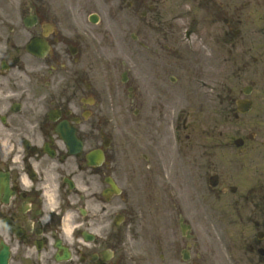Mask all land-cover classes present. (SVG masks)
I'll list each match as a JSON object with an SVG mask.
<instances>
[{
  "label": "flooded vegetation",
  "instance_id": "obj_1",
  "mask_svg": "<svg viewBox=\"0 0 264 264\" xmlns=\"http://www.w3.org/2000/svg\"><path fill=\"white\" fill-rule=\"evenodd\" d=\"M101 1L0 0V264H264V0H185L182 148L155 113L162 75L139 90L107 53L175 50V25L156 0H119L134 12L108 29L80 18Z\"/></svg>",
  "mask_w": 264,
  "mask_h": 264
},
{
  "label": "rangeland",
  "instance_id": "obj_2",
  "mask_svg": "<svg viewBox=\"0 0 264 264\" xmlns=\"http://www.w3.org/2000/svg\"><path fill=\"white\" fill-rule=\"evenodd\" d=\"M158 1V6L163 8L167 12V19L170 25H175V28L177 30V40L179 42L176 44L175 50H180L179 53L176 54L174 48H166L158 45H151L150 48L144 49V47L139 46L137 42H130L123 45L118 46L117 48L113 49H107V53L112 57L115 58V61L119 62V57L127 58V68L121 67L120 70L127 69L129 73L132 76V82L133 85L140 90L141 88H144L145 82L147 78H149V81H155L157 77H159V74L162 75L163 79H160L159 82H164V94L167 100L163 102V106L158 103V106L156 104V96L150 95L151 102L150 107H156L155 113L157 114L160 110H163L164 113V121L165 124L167 121H170V124L174 121H177L179 119L180 121L183 120V118L186 117L187 111L190 107L189 105V96L187 97V94L184 92H187L191 89V85L193 83L192 80V68H191V47L192 43L191 40H188L189 38H185V28L183 20L188 19L187 15L181 11H186L188 5L186 4L185 0L182 2V4H185L182 6L181 1L179 0H156ZM114 1L112 0V4ZM115 10L114 13L116 14V17H119V15H126V13H133V10L128 9L127 7L123 8L119 5V0L115 1L114 4ZM101 9V8H100ZM99 9V10H100ZM186 13V12H185ZM111 14L110 9H105L100 11V15L105 17V20L101 21L99 26L101 29L104 28V26L109 27L111 25ZM183 14L184 16L179 18V15ZM85 16V15H83ZM136 15L133 14V17L136 19V22L139 17H135ZM143 24V22H141ZM144 25V24H143ZM134 27V26H133ZM152 35H155L154 32L150 31ZM128 39H130L128 37ZM140 39V38H139ZM175 40V39H174ZM192 40H195V37H192ZM164 43V42H163ZM170 43V42H169ZM131 46L132 49L128 50V46ZM162 47V48H161ZM155 48H159V52L161 55H163L164 64H160L156 57V51ZM155 51V52H154ZM156 58V59H155ZM114 63V60H113ZM171 75L176 77V84L172 83ZM262 83V81H261ZM264 85V84H262ZM153 89V85H151ZM173 88H180L183 90V96L179 97L177 95H174V97H171V90ZM179 115V116H178ZM140 118V115L137 117L134 116V118ZM210 136H213V140H219L221 132L223 131V128L220 126H216L214 128H211ZM237 131L238 128L236 127H230L228 128L229 135L233 133V131ZM199 131V129H198ZM201 144L205 143L204 139L199 140ZM252 152L254 150H251ZM254 159V158H253ZM253 159L250 162H253ZM256 162V159L254 160ZM264 162V161H261ZM261 164V167H264V164ZM220 226V225H219ZM197 230L201 233L202 241H206L207 235L204 233L205 231V225L204 224H197ZM215 233V231L213 232ZM153 241H150L149 249L152 250L155 248L153 246ZM181 264H184L183 261H181Z\"/></svg>",
  "mask_w": 264,
  "mask_h": 264
}]
</instances>
